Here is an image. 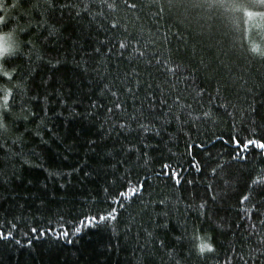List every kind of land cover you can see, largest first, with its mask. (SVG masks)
Segmentation results:
<instances>
[{
	"label": "trees",
	"instance_id": "trees-1",
	"mask_svg": "<svg viewBox=\"0 0 264 264\" xmlns=\"http://www.w3.org/2000/svg\"><path fill=\"white\" fill-rule=\"evenodd\" d=\"M0 16V264H264V151L243 149L264 141V0H0Z\"/></svg>",
	"mask_w": 264,
	"mask_h": 264
},
{
	"label": "snow or ice",
	"instance_id": "snow-or-ice-1",
	"mask_svg": "<svg viewBox=\"0 0 264 264\" xmlns=\"http://www.w3.org/2000/svg\"><path fill=\"white\" fill-rule=\"evenodd\" d=\"M16 5L13 4V7H15ZM5 23V17L3 16H0V25H3ZM113 28L116 27V25H112ZM122 48L124 47L123 44L120 45ZM98 51V50H97ZM253 51H258V50H253ZM12 55H15V54H8L7 56H12ZM3 75L8 78V79H11V75L7 72H4ZM11 93L9 92L7 96H5V105H7V102H8V98L10 97ZM0 128H4V125L3 124H0ZM5 131H6V128H5ZM237 144V147H240L239 145V142L237 141L236 142ZM249 147H252V148H256V149H260L262 151H264V141L262 140H256V139H251V140H248L245 142V144L243 145V149L246 151ZM236 158V157H234ZM240 158H245V157H240ZM166 169L169 168L168 165H165L164 166ZM197 167V170H199V165H196ZM213 173L215 174V170H213ZM170 175H172V173H168ZM175 179H176V183L179 184V174L178 173H175ZM142 185H138L136 187H133L131 189V196H127L125 193H120V196L125 198V199H131L132 196H136L138 195V193L140 191H142ZM213 199H215V197H213ZM248 200V196H244L241 200V203H243L244 201ZM204 205L201 204L200 205V208H203ZM115 214L113 213H109L107 216H100V217H96V216H86L83 220L80 221L79 225L75 228V234H79L82 230V228L84 227H96L98 226L99 224H102L103 222L105 221H108V220H115ZM33 233L36 232V229H32ZM41 236L45 235L44 233H41L40 234ZM150 235V234H149ZM55 238L57 240L63 238L66 240L67 243H72V240L70 239V233L68 231L67 228H62L60 230V232H58L56 235H55ZM0 239H3V240H8V239H11V234H7L5 235L3 232H0ZM16 243H19V241H16ZM162 244V242H161ZM31 245V241H29V246ZM205 248H207L208 251H213L214 249L212 248V246L210 244L208 245H201L200 246V251L203 252L205 250Z\"/></svg>",
	"mask_w": 264,
	"mask_h": 264
},
{
	"label": "clouds",
	"instance_id": "clouds-1",
	"mask_svg": "<svg viewBox=\"0 0 264 264\" xmlns=\"http://www.w3.org/2000/svg\"><path fill=\"white\" fill-rule=\"evenodd\" d=\"M10 36L6 33H0V58L11 53Z\"/></svg>",
	"mask_w": 264,
	"mask_h": 264
}]
</instances>
